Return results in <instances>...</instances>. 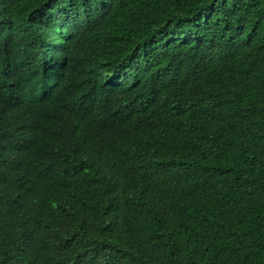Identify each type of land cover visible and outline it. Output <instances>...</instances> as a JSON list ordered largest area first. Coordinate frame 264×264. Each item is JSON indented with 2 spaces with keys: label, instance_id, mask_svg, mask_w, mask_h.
Segmentation results:
<instances>
[{
  "label": "trees",
  "instance_id": "1",
  "mask_svg": "<svg viewBox=\"0 0 264 264\" xmlns=\"http://www.w3.org/2000/svg\"><path fill=\"white\" fill-rule=\"evenodd\" d=\"M45 1L0 0V264H264V0H50L86 20L48 76ZM27 76L63 137L12 131Z\"/></svg>",
  "mask_w": 264,
  "mask_h": 264
},
{
  "label": "clouds",
  "instance_id": "2",
  "mask_svg": "<svg viewBox=\"0 0 264 264\" xmlns=\"http://www.w3.org/2000/svg\"><path fill=\"white\" fill-rule=\"evenodd\" d=\"M83 11L84 9L75 10L73 8L64 11L59 7L53 6V4L50 6V0L45 1L38 8L39 13L47 16H38L36 22L33 24L34 28L41 29L45 33L36 42L39 46L38 58L39 63H41L40 68L43 69L44 75H50V67L58 66L60 61L65 58L61 57L60 53L65 51L66 45L70 44L74 38L82 35L83 28L78 25L76 29L73 25L80 24L86 20ZM194 29L191 34L184 36V40L189 38L201 41L199 38L204 34L201 31V27L198 25ZM70 31L72 32L70 40L64 41L66 32ZM94 40L98 42V39ZM63 41L65 44H63ZM89 61L87 59L75 62L73 56H71L64 66V70L68 71L70 75L77 76L76 82H83L84 84L100 78L110 82V84L120 79L118 76L115 79H111L115 73L109 69L110 64L108 63L109 60H106V56L95 62L89 63ZM1 82L2 80H0V84ZM12 85L7 92L9 99L13 102L12 114H14L15 122L12 125V131H16L20 143L24 139L35 138L37 141H42L49 137L50 133L43 132V130L51 129V121L55 118L59 119L50 101V98L54 96V83L36 82L34 78L27 76L25 80ZM51 130L60 132L55 135H62V137L68 132L67 128H65V131L60 129Z\"/></svg>",
  "mask_w": 264,
  "mask_h": 264
}]
</instances>
